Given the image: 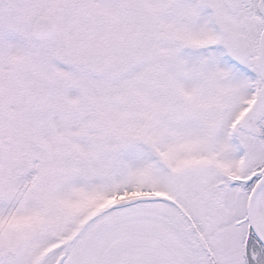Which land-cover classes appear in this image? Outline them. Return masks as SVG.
I'll return each mask as SVG.
<instances>
[{
  "label": "snow or ice",
  "instance_id": "snow-or-ice-1",
  "mask_svg": "<svg viewBox=\"0 0 264 264\" xmlns=\"http://www.w3.org/2000/svg\"><path fill=\"white\" fill-rule=\"evenodd\" d=\"M0 264H264V0H0Z\"/></svg>",
  "mask_w": 264,
  "mask_h": 264
}]
</instances>
